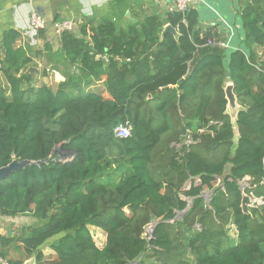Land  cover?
<instances>
[{
	"label": "trees",
	"instance_id": "obj_1",
	"mask_svg": "<svg viewBox=\"0 0 264 264\" xmlns=\"http://www.w3.org/2000/svg\"><path fill=\"white\" fill-rule=\"evenodd\" d=\"M168 23L178 40L162 36ZM241 23L234 47L210 43L215 27L202 29L196 9L119 30L88 18L82 36L61 33L75 68L56 89L35 84L24 70L31 58L14 47L22 32L6 31L0 167L41 162L0 180L1 214L39 220L0 239L19 241L35 264H264V4L246 3ZM94 81L105 90L92 91ZM227 82L243 107L236 145ZM127 120L132 135L118 137ZM90 226L107 233L103 248ZM52 238L57 257L46 260Z\"/></svg>",
	"mask_w": 264,
	"mask_h": 264
},
{
	"label": "crops",
	"instance_id": "obj_2",
	"mask_svg": "<svg viewBox=\"0 0 264 264\" xmlns=\"http://www.w3.org/2000/svg\"><path fill=\"white\" fill-rule=\"evenodd\" d=\"M248 2L264 4V0H202L191 9L198 11L202 29L215 27L213 31L216 32L217 37H212L214 40L219 38V41L226 46L230 41V46L235 47L243 35L241 10ZM171 4L172 0H0V63L5 54L3 52L4 33L9 29L19 30L22 32V37L16 41L14 47H21L25 56L31 58L24 70L33 74L36 85L47 84L56 89L59 83L66 79L67 69L75 68V66L67 62L61 54V34H58L56 29L46 25L37 33L30 30L29 20L33 12L38 13L45 20L51 16L55 23L70 21L73 24L72 30L82 36L80 28L88 18L96 24L112 21L119 30L132 24L142 23L151 15H158L166 20L171 13L169 12ZM88 38V40L91 39ZM256 50L264 59V52L260 46H256ZM2 81L4 76L0 71V82ZM90 89L101 92L105 90V86L101 81H94ZM189 140L190 138L185 141L189 143ZM205 192L209 193L210 190L206 189ZM29 215L0 217V236L17 237L23 226L39 222L38 219ZM90 231L96 244L103 248L107 241V233L96 226H90ZM231 232L235 237L236 229L233 228ZM55 239L57 238L50 239L42 246L46 260L57 257L51 247V242ZM0 251L5 254V257L0 255V264L5 262L13 264L19 260H24L25 264L30 258L26 256L22 244L17 240L4 243L0 239Z\"/></svg>",
	"mask_w": 264,
	"mask_h": 264
},
{
	"label": "water",
	"instance_id": "obj_3",
	"mask_svg": "<svg viewBox=\"0 0 264 264\" xmlns=\"http://www.w3.org/2000/svg\"><path fill=\"white\" fill-rule=\"evenodd\" d=\"M45 21H46V25L55 29L54 28L55 27L54 26L55 20L53 17L50 16V18L45 20ZM167 32H172L175 35V38L177 40L179 39V37L181 35V33L178 31V29L169 23L165 25L164 30L162 32V36H164V34ZM3 52H5V48H3ZM224 90H225V95H226V99H227L226 113L229 114V116L231 117V122H232L233 129H234V143L236 145L238 143L239 136H240L239 130H238V125H237L238 113L243 107L238 103L237 96L234 92L233 82H227ZM39 162H41V161L37 162L34 160H29V159L18 160L14 157L10 163H8L5 166L0 167V180L9 176L13 171H16L20 168H24L28 165L36 164ZM232 168H233V165L231 163H227L225 165L224 174L222 175L221 178L222 179L226 178L231 173ZM209 195H210V192L206 194V197L208 198ZM185 199L188 201V206L183 212H181L180 215H182L184 212H186L190 209L192 201H193V198H191V197H187ZM155 226H156V221H152V223L149 225V230L151 232H153ZM25 264H35L34 256L28 258V260L25 262ZM133 264H135V262H133Z\"/></svg>",
	"mask_w": 264,
	"mask_h": 264
},
{
	"label": "built area",
	"instance_id": "obj_4",
	"mask_svg": "<svg viewBox=\"0 0 264 264\" xmlns=\"http://www.w3.org/2000/svg\"><path fill=\"white\" fill-rule=\"evenodd\" d=\"M202 0H172V4L169 7V12L171 13H176L180 12L182 14H186L193 5L198 4ZM183 22H186V18L184 16ZM29 25H30V30L33 33H37L39 30L45 28L46 26V21L44 17L40 16L38 13L33 12L30 16L29 20ZM73 27L72 22L70 21H65V22H56L55 23V29L57 30L58 34H61L65 30H71ZM178 29V28H177ZM210 43H216L215 40L212 38L209 40ZM222 46H226L225 43L220 42L219 43ZM132 130H133V124L129 120H127L124 124L118 126L115 129V133L118 137H129L132 135ZM191 141V138L190 140ZM72 158V155H62L60 156L59 160L61 161H67ZM1 211H0V217H1ZM148 238H151L152 232L150 230H147L145 233ZM5 264H8V262H5Z\"/></svg>",
	"mask_w": 264,
	"mask_h": 264
},
{
	"label": "rangeland",
	"instance_id": "obj_5",
	"mask_svg": "<svg viewBox=\"0 0 264 264\" xmlns=\"http://www.w3.org/2000/svg\"><path fill=\"white\" fill-rule=\"evenodd\" d=\"M231 33V32H230ZM260 49L262 50V52L264 51L262 47H260ZM98 92H100L99 90H97ZM103 181H107L106 179H104ZM205 194H207V192H205ZM24 215H27V214H24ZM4 215H1V218L3 217ZM20 216H23V215H20ZM30 216V215H29ZM33 217V216H32ZM37 219V218H36ZM149 230V226L147 227L146 231ZM232 233V232H231ZM146 235V234H145ZM233 235V234H232Z\"/></svg>",
	"mask_w": 264,
	"mask_h": 264
}]
</instances>
